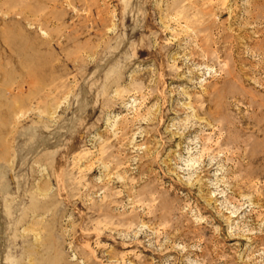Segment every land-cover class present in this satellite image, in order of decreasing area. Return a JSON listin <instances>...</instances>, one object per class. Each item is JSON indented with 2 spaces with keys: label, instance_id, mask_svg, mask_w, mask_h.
Returning a JSON list of instances; mask_svg holds the SVG:
<instances>
[{
  "label": "rangeland",
  "instance_id": "obj_1",
  "mask_svg": "<svg viewBox=\"0 0 264 264\" xmlns=\"http://www.w3.org/2000/svg\"><path fill=\"white\" fill-rule=\"evenodd\" d=\"M0 264H264V0H0Z\"/></svg>",
  "mask_w": 264,
  "mask_h": 264
}]
</instances>
